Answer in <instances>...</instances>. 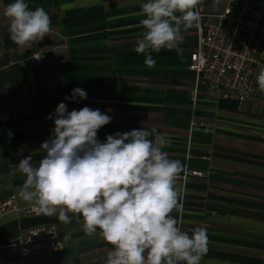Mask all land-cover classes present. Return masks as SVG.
Segmentation results:
<instances>
[{
	"label": "crops",
	"instance_id": "crops-1",
	"mask_svg": "<svg viewBox=\"0 0 264 264\" xmlns=\"http://www.w3.org/2000/svg\"><path fill=\"white\" fill-rule=\"evenodd\" d=\"M227 1L204 5L220 12ZM11 2L0 0V201L14 196L20 206L29 205L16 195L25 180L20 159L31 155L38 163L45 155L40 146L55 126L47 117L59 103L68 111L87 106L112 117L97 133L100 142L117 132L154 129L171 141L163 150L181 161V172H205L177 179L180 206L172 213L186 226L206 227L201 264H264V115L231 99L192 97L195 74L188 63L195 27L184 33L182 56L162 49L152 53L156 64L150 68L134 51L143 30L135 13L143 0H25L32 10L46 9L53 29L28 49L10 39L4 9ZM34 52L43 54L41 62ZM78 87L87 99L73 102ZM69 217L65 224L45 214L0 216V264H104L111 246L87 236L82 220ZM45 223L56 225L62 249L22 257L10 245Z\"/></svg>",
	"mask_w": 264,
	"mask_h": 264
},
{
	"label": "clouds",
	"instance_id": "clouds-1",
	"mask_svg": "<svg viewBox=\"0 0 264 264\" xmlns=\"http://www.w3.org/2000/svg\"><path fill=\"white\" fill-rule=\"evenodd\" d=\"M219 0H213L214 6ZM204 0H143L139 11L142 31L134 51L154 67L152 53L175 50L183 55L184 33L201 22ZM65 9L72 5H64ZM11 41L24 49L38 44L53 30L42 6L30 9L25 0H14L4 9ZM264 93V66L256 77ZM87 99L75 88L71 100ZM65 99H69L66 97ZM48 119L54 120L50 139L42 142L45 153L38 163L28 155L20 159L25 176L17 197L45 215L71 223L69 213L82 220V230L111 246L104 264H201L208 251L205 226L189 234L172 213L179 205L176 186L181 161L164 151L171 143L154 129H133L108 135L98 131L112 117L87 106L68 111L59 103ZM12 133L9 132V136Z\"/></svg>",
	"mask_w": 264,
	"mask_h": 264
},
{
	"label": "built area",
	"instance_id": "built-area-1",
	"mask_svg": "<svg viewBox=\"0 0 264 264\" xmlns=\"http://www.w3.org/2000/svg\"><path fill=\"white\" fill-rule=\"evenodd\" d=\"M200 8L201 22L195 27L197 43L188 63L195 74L192 97L196 99L204 93L211 98L231 99L242 109L249 105L264 115V93L258 90L256 80L264 66V0H228L220 12L209 11L204 4ZM31 57L41 62L43 54L34 52ZM204 175L202 170L187 167L177 179L185 182L189 176ZM10 212L44 214L38 207L20 206L14 196L0 201V216ZM182 212L183 206L180 216ZM178 222L181 230L189 234L195 228L186 226L181 219ZM10 245L17 246L21 256L27 257L60 250L64 244L56 225L45 223L30 227Z\"/></svg>",
	"mask_w": 264,
	"mask_h": 264
}]
</instances>
